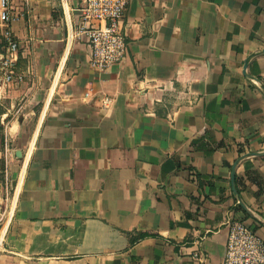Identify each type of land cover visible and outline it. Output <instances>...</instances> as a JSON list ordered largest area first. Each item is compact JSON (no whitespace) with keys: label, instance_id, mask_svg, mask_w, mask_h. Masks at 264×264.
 <instances>
[{"label":"crops","instance_id":"0c3cea01","mask_svg":"<svg viewBox=\"0 0 264 264\" xmlns=\"http://www.w3.org/2000/svg\"><path fill=\"white\" fill-rule=\"evenodd\" d=\"M80 3L11 0L0 264H220L230 219L264 238V0H130L103 70Z\"/></svg>","mask_w":264,"mask_h":264},{"label":"built area","instance_id":"2783aa9c","mask_svg":"<svg viewBox=\"0 0 264 264\" xmlns=\"http://www.w3.org/2000/svg\"><path fill=\"white\" fill-rule=\"evenodd\" d=\"M130 0H81L80 18L73 34L89 47V64L97 70L119 62L125 52L126 41L121 21ZM13 18L11 0H0V86L20 80L15 73L18 41L10 29ZM104 102L108 101L104 97ZM226 242L220 264H264V238L245 222L230 219L226 223ZM193 256L203 261L200 252Z\"/></svg>","mask_w":264,"mask_h":264},{"label":"rangeland","instance_id":"374dc122","mask_svg":"<svg viewBox=\"0 0 264 264\" xmlns=\"http://www.w3.org/2000/svg\"><path fill=\"white\" fill-rule=\"evenodd\" d=\"M3 49V45H2V42H1V36H0V51ZM1 150H0V155H1ZM1 157V156H0Z\"/></svg>","mask_w":264,"mask_h":264},{"label":"trees","instance_id":"16d2710c","mask_svg":"<svg viewBox=\"0 0 264 264\" xmlns=\"http://www.w3.org/2000/svg\"><path fill=\"white\" fill-rule=\"evenodd\" d=\"M0 137H1V135H0Z\"/></svg>","mask_w":264,"mask_h":264},{"label":"water","instance_id":"95a60500","mask_svg":"<svg viewBox=\"0 0 264 264\" xmlns=\"http://www.w3.org/2000/svg\"><path fill=\"white\" fill-rule=\"evenodd\" d=\"M242 204V203H241Z\"/></svg>","mask_w":264,"mask_h":264}]
</instances>
